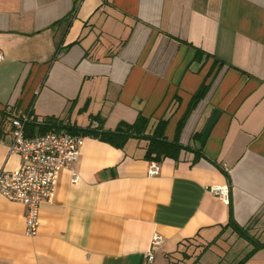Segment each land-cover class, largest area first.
Wrapping results in <instances>:
<instances>
[{"label": "crops", "instance_id": "crops-1", "mask_svg": "<svg viewBox=\"0 0 264 264\" xmlns=\"http://www.w3.org/2000/svg\"><path fill=\"white\" fill-rule=\"evenodd\" d=\"M0 53L5 172L19 165L8 153L18 113L68 135L138 116L151 135L169 119L171 142L204 89L178 136L191 151L158 175L148 141L87 137L34 237L25 207L0 196V264H145L153 235L151 264H237L253 246L234 226L264 244V0H0ZM209 186H226L227 201ZM244 264H264V248Z\"/></svg>", "mask_w": 264, "mask_h": 264}, {"label": "built area", "instance_id": "built-area-1", "mask_svg": "<svg viewBox=\"0 0 264 264\" xmlns=\"http://www.w3.org/2000/svg\"><path fill=\"white\" fill-rule=\"evenodd\" d=\"M2 59L0 53V61ZM29 120V113L23 112L18 113L11 121L8 153L19 157V165L14 172L0 170V196L25 207L24 234L32 238L39 227L40 205L52 201L59 171L78 160L80 149L87 137L46 133L29 138L26 135ZM158 171V163H150L148 176H156ZM205 189L223 202L229 197L226 186H209ZM161 244V238L153 235L145 255V264L153 262L154 253Z\"/></svg>", "mask_w": 264, "mask_h": 264}, {"label": "trees", "instance_id": "trees-1", "mask_svg": "<svg viewBox=\"0 0 264 264\" xmlns=\"http://www.w3.org/2000/svg\"><path fill=\"white\" fill-rule=\"evenodd\" d=\"M204 89L199 88V90L193 95L191 98L189 105L187 106L185 112L180 117L179 121L175 127V134L173 141L169 142L166 140L164 133L169 123V119H163L157 121V125L153 130L151 135H146V128L148 124V120L138 116L135 122L131 125L121 123L119 124L114 131H105L102 129L98 130H90L85 129L82 131H71V135H79L84 137H94L98 140L105 142L112 147L122 149L125 143L129 139H141L148 141V146L144 155V159L149 162L160 163L162 160L168 158L174 161L179 159V156L182 151H191L189 148L183 147L178 143V136L179 133L185 123V119L191 109L195 106V104L199 101V99L203 96ZM39 127V128H38ZM39 125L29 123L26 126V133L28 136H33L34 131L37 130L36 133L42 135L48 132V130H41ZM41 132V133H40ZM195 153V160L197 161L198 158L202 157L200 150L192 151ZM233 225V223H232ZM235 229L238 231V235L245 240L247 243L253 246L251 252L245 255L237 264H244L247 262L259 249L264 248V244L259 243L256 239L251 237L249 234L244 232L242 228H238L234 226Z\"/></svg>", "mask_w": 264, "mask_h": 264}, {"label": "rangeland", "instance_id": "rangeland-1", "mask_svg": "<svg viewBox=\"0 0 264 264\" xmlns=\"http://www.w3.org/2000/svg\"><path fill=\"white\" fill-rule=\"evenodd\" d=\"M235 258H236V255L234 253L230 254V258H229L230 260H233Z\"/></svg>", "mask_w": 264, "mask_h": 264}]
</instances>
